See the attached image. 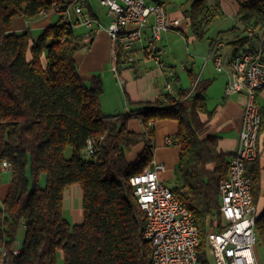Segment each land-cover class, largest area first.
Segmentation results:
<instances>
[{"label": "trees", "instance_id": "16d2710c", "mask_svg": "<svg viewBox=\"0 0 264 264\" xmlns=\"http://www.w3.org/2000/svg\"><path fill=\"white\" fill-rule=\"evenodd\" d=\"M184 1L189 3L184 12L191 33L202 39L220 14L219 0L212 4L209 0ZM66 2L0 0V161L10 164L11 175L6 194L0 198V264H58V255L62 264H150V241L144 236L146 216L129 177L152 165L154 123L161 120L174 121L177 127L171 137L179 146L171 190L195 219L199 263L215 264L207 232L225 227L219 185L233 153L221 151L220 136L210 131L214 110L206 106L209 81L190 71V86L179 88L176 94L161 91L152 100L136 102L125 94L128 111L104 113L101 77H82L74 57L90 46L92 30L74 32L61 14L36 37L29 28L18 31L13 27L15 18L32 19ZM236 16L241 27L228 43L236 51L247 45L264 54V0L237 2ZM86 37L89 40L83 43ZM116 67L120 75L122 69H133L134 60L120 53ZM174 79H178L175 74L167 76L169 82ZM258 105V153L246 162L245 173L252 178L255 233L264 247L260 165L264 101ZM200 113L207 119L201 120ZM132 121L140 123V131L130 127ZM88 139L94 140L90 155L82 152ZM73 184L81 189L83 219L79 223L64 216V192ZM21 225L25 234L14 255L11 250Z\"/></svg>", "mask_w": 264, "mask_h": 264}, {"label": "built area", "instance_id": "2783aa9c", "mask_svg": "<svg viewBox=\"0 0 264 264\" xmlns=\"http://www.w3.org/2000/svg\"><path fill=\"white\" fill-rule=\"evenodd\" d=\"M177 0H100L107 9L110 21L105 27L109 34L112 71L117 74L116 61L120 53L126 52L128 61H133L132 50L137 43L148 58L160 66L162 62L156 42L162 33L180 27V16H172L168 6ZM63 16L72 26L84 25L95 31L104 26L85 8V1L70 0L63 5H54L49 11ZM145 30H149L146 37ZM221 47L220 40L212 42ZM264 54L260 49L251 50L247 45L225 62L220 54L213 57L217 71H224L227 82L225 95L243 94L245 102L238 135V144L231 157L226 177L219 185V210L225 227L207 232L209 253L215 264H259L253 247L257 243L255 233V206L252 196V178L245 173V164L256 158L257 136L260 127V109L257 94L264 88ZM194 82L193 86L196 84ZM165 145L173 143L171 137L164 139ZM94 140L88 139L82 149L87 155L93 153ZM164 164L153 162L142 172L129 177L133 194L145 213L144 236L150 241V264H200L196 247L199 231L191 211L173 193L161 178ZM10 169L6 160L0 161L1 174ZM20 247L14 245L12 254ZM5 254V252H2Z\"/></svg>", "mask_w": 264, "mask_h": 264}, {"label": "crops", "instance_id": "0c3cea01", "mask_svg": "<svg viewBox=\"0 0 264 264\" xmlns=\"http://www.w3.org/2000/svg\"><path fill=\"white\" fill-rule=\"evenodd\" d=\"M82 1L84 2L85 0ZM172 4L173 3H171L168 6V10ZM88 12L92 17L96 18L104 26V29L95 31L93 28L85 27L82 24L75 25L77 29H80L79 30L80 34H84L92 30L93 36L91 39L90 46L88 48H82L81 50L77 51L74 57L78 65V71L82 77H84L85 79H88L93 75H99L101 77L103 82V92L100 97V102H101L102 111L104 113L106 114L114 113L116 112V110H119L116 109L117 107L124 108L127 105L128 108H130V105L127 103L125 94H127V97L129 98L130 101L136 102L140 100H152L161 91H169L173 94L177 93V90L179 88L175 90L171 82L167 80V76L173 75L172 69L171 67H167L166 64L163 63L159 47H158V53L160 55L162 66H160L154 59L148 58L147 55L143 53L141 47H143L144 43L147 41L145 39L144 43H137L133 47V50L131 52L134 59L133 69L132 67L122 69L120 75L118 76L116 73L112 71V73L116 75L120 87L122 88L124 101L121 102L120 99L118 98L117 103L116 104L112 103V105H110L109 108L107 109L108 105L107 104L104 105V95L106 93L104 86L105 84L104 75H108L107 70L110 71L112 70L110 38L108 32L105 30V27L108 24L107 22L103 24L99 16L96 13H94V11H91L90 8ZM169 13L172 16H176V14L170 12V10ZM59 16H60L59 13L50 11L48 12V14L45 15L39 14L38 16L32 19L15 18L13 20V27L15 30L18 31L29 28L32 32L33 37H36L46 26L54 24L58 20ZM145 34L147 37L149 35V30H145ZM88 40L89 37H86L83 40V43H86ZM222 44L223 45L221 47H217L214 46L213 43H209V51H208L209 54L207 55L206 60H211L214 63L213 57L216 53L220 54L223 59L221 53L223 51L222 49H224L225 44L223 42ZM235 53L236 50L234 51L232 50L231 56L229 57L231 58ZM229 57L227 58V61L229 60ZM224 67H226V65ZM100 72H105V74L102 76L101 74H98ZM218 72H223L225 74L224 71H218ZM192 74L194 73L192 72ZM194 75L197 76L196 74ZM224 77L225 80L222 82V85L220 87V91H221L220 95H218V97L215 99V102H213V105L211 107L208 106L206 101V106L208 110H214L213 116L210 119L209 124H210V131L220 136L218 140L219 149L224 152L234 153L238 144V135L241 125V117L243 112V105L245 102V96L243 94H237V93L225 95L224 90L227 82V77L226 76ZM197 78L202 79L199 76H197ZM188 86H190V83ZM263 101H264V88L260 90L257 94V102L262 103ZM200 118L201 120H206L207 115L205 113H200ZM154 125H155L156 147L154 150L153 162H161L164 164L165 168L160 173V176L163 181L169 179L173 180L174 177L172 172L174 171V168L178 161L179 146L174 143L170 145H165L164 139L168 136L172 137V135L175 133L177 128L176 123L171 120H161V121H156ZM130 127L136 131H140L142 128L139 122H133V121L130 123ZM260 165L262 167V181L264 184V155H261L260 157ZM7 172L10 171L8 170L3 173H7ZM3 173L1 174V180H0V198H3L5 196L11 179V175H10L8 180L6 181L3 180L2 179ZM71 186L73 188L68 189L70 187L69 186L68 188H66L64 192L63 209L64 208L70 209L72 217L75 220L74 223H79L83 219V210L81 206L82 205L81 189L77 184H73ZM74 196H77L78 198L77 201L74 200L73 198ZM67 197H70L71 199L69 204L66 203ZM76 205L77 207L75 209L74 207Z\"/></svg>", "mask_w": 264, "mask_h": 264}, {"label": "rangeland", "instance_id": "374dc122", "mask_svg": "<svg viewBox=\"0 0 264 264\" xmlns=\"http://www.w3.org/2000/svg\"><path fill=\"white\" fill-rule=\"evenodd\" d=\"M69 1V0H65ZM244 0H219L220 5V14L215 16L212 20L208 29L206 31L205 36L202 39H196L193 37L190 29V25L188 19L185 15L184 10L189 7V3L184 0L175 1L170 7L169 10L172 13H175L176 16H180L182 19L180 21V30L170 29L161 35V39L156 42V45L159 47L161 52V58L164 64L167 67H171L172 74H175L178 79H174L171 81L173 88L177 90L178 88H186L188 87L189 80V72L192 71L197 76L201 77L204 80L209 81V85L206 90V101L209 107L213 105L215 99L220 95V87L222 82L225 80L226 76L223 72H218L215 68L213 61L206 60L207 55L209 54V43L212 40L220 39L224 44V49H222L223 56V67L226 65L225 62L227 58L231 56V51L235 50L234 46L228 41L232 38V36L239 29L240 22L236 16V7L237 2ZM215 0H209V4L214 3ZM85 8L91 9L96 13L100 20L103 22H109V15L107 13V9L100 4V0H85ZM88 11V10H87ZM86 27V26H85ZM237 27V28H236ZM76 33H79L80 29H77L76 26L73 27ZM230 58V57H229ZM111 67V66H110ZM102 76L105 72H100ZM108 75H104L105 81V95H104V105H108L107 109L110 105L116 104L118 98L120 101H124L122 88L120 87L119 81L117 80L116 75L112 73V70H107ZM106 77V78H105ZM127 104V103H126ZM114 113L126 112L130 108L128 105L124 108H116ZM124 109V110H123ZM123 110V111H122ZM111 113V114H114ZM66 155H70V150H66ZM83 158H87L86 155L82 156ZM173 176L175 172L173 171ZM10 176V172L3 173L2 179L8 180ZM168 186L174 185V180H165L164 181ZM40 183L44 184V176H41ZM73 188L70 186L68 189ZM75 201H77V196L73 197ZM71 201L70 197H67L66 203L69 204ZM82 206V205H81ZM77 205L74 207L76 209ZM64 216L71 223H74L75 220L72 217L70 209L64 208ZM25 229L24 226L21 225L18 228L16 234L15 245L17 247H21L22 241L24 238ZM254 255L259 264H264V247L257 241V243L253 247ZM60 256L58 255L57 262L58 264H62Z\"/></svg>", "mask_w": 264, "mask_h": 264}]
</instances>
